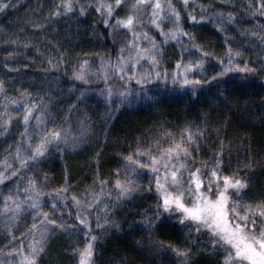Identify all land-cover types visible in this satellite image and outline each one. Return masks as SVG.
I'll return each mask as SVG.
<instances>
[{
    "label": "trees",
    "instance_id": "1",
    "mask_svg": "<svg viewBox=\"0 0 264 264\" xmlns=\"http://www.w3.org/2000/svg\"><path fill=\"white\" fill-rule=\"evenodd\" d=\"M94 1L71 0L72 8L66 11L63 0H0L7 5L0 8V90L11 96L13 104L29 106L37 97L60 126L84 121L88 141L77 154L53 147L38 164L28 161L10 179L0 180V263L27 233L19 228L14 240L6 234L2 226L9 211L6 191L17 183L29 187V181L35 180L43 211L57 221L44 224L54 236L38 264L79 263L76 249L83 248L87 229L77 219L78 212L88 214L91 234L97 237L94 264H223L215 252H196V244L204 242L197 234H187L190 221L181 223L176 213L158 214L150 169L128 167L126 157L135 156L137 148H151L155 154V142L167 147L187 130L193 140L183 143L190 157L181 159L189 170L211 165L223 145L224 173L247 181L243 193L249 204L264 202V0H229L230 6L221 0H191L186 5L175 1L171 9L164 5L169 18L176 20L174 11L179 13L176 22L190 34L186 36L190 51L203 60L199 74L189 77L200 83L194 90L186 85L188 89L178 92L152 91L141 106L115 109L106 107L97 95L101 86L81 84L74 75L83 59L99 64L105 52L114 53L111 30L122 18L126 1L117 6L115 0H105L113 5L110 16L107 9L92 15ZM77 5L83 12L76 11ZM57 10L59 15H54ZM214 14L221 15L223 24L203 21ZM139 21L159 44L164 59L173 62L176 50L161 42L148 13ZM229 49L232 70L217 76L228 65ZM170 51L172 60L167 57ZM235 65L255 71H241ZM24 133L18 121L0 123V173ZM136 158L148 162L146 155ZM117 178L129 179L138 187L114 205ZM62 187L67 191L61 197L55 190ZM92 195V202L83 201ZM61 223L65 227L60 228ZM185 247L187 256L177 255L176 249L186 251Z\"/></svg>",
    "mask_w": 264,
    "mask_h": 264
},
{
    "label": "snow or ice",
    "instance_id": "2",
    "mask_svg": "<svg viewBox=\"0 0 264 264\" xmlns=\"http://www.w3.org/2000/svg\"><path fill=\"white\" fill-rule=\"evenodd\" d=\"M121 0H115V5H119ZM145 2V0H136L132 5L133 9L139 7ZM64 8L66 11H70L72 8L71 0H63ZM187 4V0H185ZM264 7V4L261 5ZM7 7L6 4L0 3V8ZM102 7L107 9V15L110 16L113 12L112 4H103ZM152 7V20L151 23L156 24L157 27L160 25L157 23L159 17L163 14L164 5L161 0H154L151 4ZM168 8L172 6L169 3ZM83 12V8H81ZM174 11V10H173ZM54 15H59L57 10ZM174 15L177 21H179V13L174 11ZM195 19V17H192ZM203 19V17H201ZM138 22L134 13L128 14L124 18H117V25H124L128 29H132L134 23ZM104 23H108V19L104 20ZM139 34L133 32V36L136 37ZM165 39L168 38L176 39L178 35L189 36V33L184 30L177 23L174 29H170L169 33H163ZM129 44L138 49L137 60L143 56H148L152 61L153 65L159 63L156 56L159 54L157 45L153 42L151 49H140L138 45L134 44L133 41H129ZM236 52L235 55H239ZM207 55V53H205ZM103 59V58H102ZM232 53L229 49L228 54V65L222 68V71L217 73V76H222L224 73L231 71L232 65ZM132 60V57L119 58V62L115 65H111L114 69H117L120 73L126 71L125 65ZM87 61L81 64V69H84ZM110 64V62H109ZM221 64L223 61L221 60ZM105 71L104 78H107V66L102 65ZM241 71H255L248 65H244L243 68L240 65H235ZM177 68L183 72L180 75L179 72L172 75L171 79L173 83H179L180 85H191L193 90L199 80L189 79L188 73L194 68H203V60H197L195 63H187L181 65L180 61H177ZM130 70V69H129ZM264 70V69H262ZM77 79L84 80L86 75L84 71L74 73ZM151 75V74H148ZM159 72L155 73L153 78L160 77ZM123 79L124 77L121 76ZM132 79H136V74L133 73ZM164 79L168 78V73L165 71ZM148 76H140L138 82L143 84L147 83ZM2 87V84H0ZM127 90L120 93L122 100H127ZM112 90L109 86L107 89V97L111 99ZM32 113L31 107H26L23 120L27 126L30 115ZM39 120L40 118L37 117ZM171 138V133H166ZM23 136L28 141V148L26 151L30 153L27 156H21V149L17 146V157L19 158L20 166H27L28 161H35L37 164L43 158H45L48 148L55 147L60 148L61 143H67L69 135L63 128L51 127L44 125L40 132L36 136V142L33 144L32 137L27 133V127ZM192 141L193 136L191 132L185 130L181 133L179 141H174L167 147H162L159 142L156 143V152L153 154L151 148L147 150H141L139 148L135 151V156L129 154L126 159L130 162L128 167L138 166L141 169H150L152 173V182L155 184V191L158 197L157 211L166 213H177L178 219L183 223L185 220L192 222L189 226H194L196 231L199 232L201 229H206L211 235V246H220L224 249V262L223 264H264V202H259L256 205L242 204L239 198L233 199V195L241 197L242 190L247 187V181L238 177L236 174H225L223 171V145H221L220 151L217 152L216 157L211 165L202 164L189 170L188 166L183 163L181 157L189 158L190 153L188 147L183 143L184 140ZM78 141L73 138V145ZM147 156V163H142L139 156ZM9 167H11L9 165ZM202 169L204 174H202ZM14 174V172L12 173ZM4 173H0V180L5 179ZM105 183L101 181V184ZM115 187L118 190L119 197L130 195L131 192L135 191L138 187L131 180L125 179L120 180L119 178L115 181ZM215 189V191H213ZM25 191H32L37 195L35 197L27 198L30 201V206L37 209L36 215L41 216L42 220L39 223L47 224L50 223L55 225L57 221L50 219L49 213L44 212L39 202V189L36 187L35 180L29 181V187ZM58 196H63V193L67 191L66 187L56 189ZM11 199V197H6ZM73 201L79 205L80 200L78 197L73 195ZM91 207V204L88 205ZM8 205L5 204V208ZM16 209L20 208V204L15 205ZM53 209L55 210V203H53ZM35 219V217H34ZM77 219L81 225H84L87 231L84 235L87 238L83 248L76 249L79 255V264H93L94 254V242L97 237L91 234L90 224L88 220V214L77 213ZM257 220L261 223L258 224ZM60 228L65 227L63 223L59 225ZM97 227H99V218H97ZM32 228H36V224L32 225ZM47 228H43L40 232V238L35 239V233L33 232V240L29 244L30 254L23 253V241L21 244V256L22 264H38L37 257L44 250L46 242ZM177 255L187 256V251L176 249Z\"/></svg>",
    "mask_w": 264,
    "mask_h": 264
},
{
    "label": "rangeland",
    "instance_id": "3",
    "mask_svg": "<svg viewBox=\"0 0 264 264\" xmlns=\"http://www.w3.org/2000/svg\"><path fill=\"white\" fill-rule=\"evenodd\" d=\"M126 1V2H125ZM178 1L181 5H186L185 0H161V3L163 5H166L167 3L172 4ZM191 0H187V4ZM224 4L230 6L229 0H221ZM124 13L121 16L122 18L126 17L130 13H134L137 21L134 23L133 28L130 30L124 25H117L114 24L112 27V43H114V53H108L105 52V55L102 56V61L99 64H95L92 59L85 58L81 62V64L84 61H87V64L85 65L84 69H81V64L77 70L84 71L86 75V79L80 80L77 79V82H80L81 84L85 85H91V86H101V89L99 93L97 94L99 97L102 96L104 99V103L106 107L108 108H119L120 106H124L126 108H135L138 106L143 105L144 101L148 100L150 96L153 94L152 91L157 90H163V91H171V92H178L182 91L184 89H188L186 85H180L179 83H173L172 82V75L179 72L180 75H183V72L180 71V69L177 68V61L181 62V65L187 64L189 62L195 63L197 61L196 54L194 52L190 51L189 45H188V39L186 36L178 35L176 39L168 38L165 39V35H162L163 33H169L170 29H174L177 25L176 20L169 18V16L163 11V14L159 17L157 20V23L160 25L159 27L154 25L157 32L159 33V37L161 42L167 47V49H175L176 50V57L174 58L173 62H169V60L164 59L162 50L159 46V44L156 43V41L153 39V36L148 32V29H145L144 24L140 23V19L148 13V17L150 19L149 23L152 20V7L151 4L154 3V0H145L143 4L139 7L133 9L132 5L136 2V0H124ZM199 2V1H198ZM103 4H106L105 0H95L93 2V7L91 8L92 15L98 16L101 11H106V8L102 7ZM147 8L143 9V6H146ZM81 6L77 5L75 7L76 11H81ZM84 9V8H83ZM164 10V9H163ZM167 9H165L166 11ZM219 18H222L220 14H214L210 17H207L203 21L205 23L210 24H223L219 21ZM249 21V20H248ZM202 22V20H201ZM245 23H247L245 21ZM179 24V23H178ZM226 24V23H225ZM230 24V23H228ZM149 25V24H147ZM180 26V25H179ZM181 27V26H180ZM220 27V26H219ZM147 31V32H146ZM133 32L139 34L138 36L134 37ZM146 32V33H145ZM129 41H133L134 44L138 45L140 49H151L152 43L154 42L157 45V48L159 50V54L156 56L157 60L159 61L158 64L153 65L152 61L148 58V56H143L138 59V62H134L137 60V51L138 49L136 47H133L129 44ZM170 56L167 57L172 60V52H169ZM123 56L125 58L132 57V60L128 62V64L125 65L126 71L124 73H120L117 69H114L111 67V65H115L119 62V58ZM199 58V56H198ZM166 60V61H165ZM110 62V64H109ZM102 65L107 66V78L105 79V71ZM130 69V70H129ZM167 71L168 78L164 79V73ZM159 72L161 74L158 78H153L155 76V73ZM136 74V79H132V74ZM151 74V75H148ZM199 74V69L194 68L189 73L188 76L190 78H193ZM121 76L124 78L122 79ZM140 76H148L147 83H139L138 79ZM12 85V84H11ZM111 87L112 90V96L111 99L107 97V89L108 87ZM127 90L126 95L128 96L127 100H122L120 97V93ZM158 92V91H157ZM39 99L36 97L33 101H31V104L28 106L25 103L22 104H13L10 103L11 96L6 95L2 90H0V123L6 124L11 123L12 121H18L21 127L26 129L27 127V133L29 136L32 137V142L35 144L36 142V136L40 132L41 128L44 125H47L49 128L55 126L58 128H63L67 134L69 135V140L67 143H61L60 147L64 148L68 153L70 154H77L80 152L83 147H85L88 144V141L85 136L86 127L84 126V121L78 120L73 123H67L65 125H58L56 124V117L50 113V111L47 109V107H43L39 104ZM26 107L32 108V113L30 115L29 121L27 122V126L25 125V122L23 120V115L25 112ZM37 117L40 119L38 120ZM73 138H75L78 142L73 145ZM21 152L20 155L27 156L30 155L26 149L28 148V141L24 137L23 141L19 145ZM53 147L48 148V152ZM185 164V163H184ZM9 165L11 167H9ZM20 166L19 158L17 157V146L13 150L12 153H10V156L7 160L3 162L1 173H4L6 176L5 179H10L12 177V173L16 171ZM28 186L24 184H15L11 186L7 191L6 195L4 196V200L7 202V205L9 206L8 215L2 222V226H4V229L6 231V234L11 238L12 240L15 239L17 236V230L19 228H22L24 231H26V235L24 231H21L23 233V253L30 254V248L29 244L33 240V232L35 233V239L40 238V232L43 230V228H47L46 233V242L44 245V250L40 253V255L37 257V262H39L43 256L46 253L47 246L49 244V241L51 239V236L53 235V231L51 227L47 225H42L39 223L41 220V216L36 215L37 209L30 206V201L27 199L29 197H35L37 194L32 191H25ZM215 191V189H213ZM242 190L241 197H237L233 195V199L239 198L241 200L242 204H249V200L246 197V194ZM6 197H11V199H6ZM94 198V195L86 197L83 201L84 202H92ZM126 196L119 197L118 192L114 196V199L112 202L114 205H117L118 203H122L126 200ZM39 202L42 203V199L39 195ZM108 200L105 202L106 204L103 205L104 208H107ZM20 204V208L16 209L15 205ZM42 207V206H41ZM177 214V213H176ZM83 216V215H81ZM35 217V219H34ZM178 220V215H176ZM30 221V222H29ZM188 221V220H185ZM29 222V223H27ZM37 222V223H36ZM36 224L35 229H29V225ZM192 223V222H191ZM257 223L260 224L261 221L257 220ZM195 228V227H194ZM194 228L189 227L187 230V234H197L199 241L204 243L196 244V252L197 253H206L207 250H210L212 252H215L217 255L216 257L221 259L222 263L224 262V252H220L217 249H221L224 251V249L220 246H215V248H212L210 241H211V235L208 233L206 229H201L199 232H197ZM28 230V231H27ZM210 245V246H209ZM21 246V245H20ZM16 246L13 247L8 254H6L5 258L2 260L0 264H22V256H21V247ZM217 248V249H216ZM186 250V247L185 249ZM187 251V250H186ZM94 258H95V242H94V254H93V264H94ZM79 264V263H78Z\"/></svg>",
    "mask_w": 264,
    "mask_h": 264
}]
</instances>
